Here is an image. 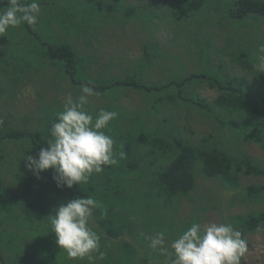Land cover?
I'll list each match as a JSON object with an SVG mask.
<instances>
[{"label": "rangeland", "instance_id": "rangeland-1", "mask_svg": "<svg viewBox=\"0 0 264 264\" xmlns=\"http://www.w3.org/2000/svg\"><path fill=\"white\" fill-rule=\"evenodd\" d=\"M56 1L57 5L62 6V0ZM181 1L185 4L190 0H93L95 9L109 6V12L112 10L111 13L117 14V17L115 21L111 18L106 19L110 22L106 23L104 28L97 25L96 33L86 30L84 32L88 35L86 40L80 37L81 41L72 42L76 51L84 53L83 57L91 58L87 68L95 70L102 78H109L123 77L122 72H127L130 67L132 71L129 73L138 83L149 86L170 83L166 90L181 91L182 96L188 98V101L184 103L179 100L178 107H167L164 105V103L168 104L166 101L160 105L156 103L157 106L153 107L150 106L152 103H146L147 96L137 91L124 90L120 94L121 91L115 93L114 89L106 90L105 96L89 97L87 106L90 109H98L91 112L94 117L101 109L116 111L119 120L130 118L131 122L134 121L137 126L142 127H128L126 126L128 122L123 121L125 123L121 129L124 133L129 132V137L124 141L118 139L114 144L116 150L118 143L126 145L130 142L133 151L128 149L126 153L127 164L129 160L131 162L130 167L123 171L110 168L102 177L93 173L87 183L73 185L71 189L57 187L56 181L53 180L52 169L40 173L39 177L29 170L27 157L31 156L32 150L24 149L27 147L24 142L11 141L2 144L0 154L4 159L0 161V178L10 195L18 197L20 207L25 212L36 211L40 215L41 208L44 209L42 214L45 213L48 217L54 215L56 208L70 201L67 197L68 193L81 189L90 192L92 198L102 199L103 196L105 198L107 196L117 206L123 225H127V229L132 231H135L137 224L143 220L142 216L167 215L165 209L153 203L158 199L159 186L154 179L144 173H150L148 168L150 162L146 159L141 160L142 163L139 162L131 143L133 136L148 135L152 127L165 126L164 130H167L166 126L172 125L192 145L202 147L205 144L204 148L212 143L217 147L226 146L233 155L240 149V153H248L255 163H264V149L259 144L243 142L237 147L240 131L229 123L231 119L236 118V114H227L226 108L230 103L237 105L245 103L248 98L243 95L245 90L243 93H232L227 90L230 95L227 100H222L224 96L222 93L226 91L211 88L207 83H201L202 78H199L204 74L207 77L215 76L217 73V69L214 68L215 62L220 59L231 76L244 74V70L233 63L231 58L248 49L257 53L259 52L257 49L264 46V18H245L242 21L230 18L228 13L232 0H205L207 2L192 17H187L189 11L187 14L177 12ZM45 2L47 3L43 6L40 3L41 14L38 22L42 23L48 22L51 17L48 9H53L52 0ZM81 2L83 0L77 2L76 6H80ZM129 5L136 6L135 12H140L136 14L141 16L142 20L134 14L129 16L124 10L128 9ZM37 24L32 28L36 30H33L36 36H41L43 42L50 41L48 38L51 33L56 37L65 34L64 29L57 28L56 24L46 28H39ZM9 36L13 41L17 39L20 43L23 42L21 40L23 32L19 27L9 28L8 32L1 34L0 39L7 42L10 40L7 38ZM2 51L0 47V52ZM14 53L20 58L26 57L24 51L14 49ZM36 55L30 53L29 58L26 57L25 63L28 66L25 65L23 71L20 67V74L23 75L21 77H15L17 75L15 69L18 67L16 61L5 63L3 68L6 69V73L0 71V121L18 130L32 128L41 130V139L47 145L48 140L51 139L47 130L51 127L50 123L56 120L57 113L63 110L65 98L69 94L75 98L80 92L76 93L68 84V80L59 76L57 67L49 60ZM146 58L150 59V63L139 62ZM101 68L106 69V73L102 72ZM220 77L225 85L229 83L227 77L225 78L221 73ZM112 92L113 96L109 98L108 95ZM233 96L235 98L232 101ZM196 99L206 105H212L214 102L219 104L215 103V110L212 109L211 112L204 110L207 113L203 114L199 111L200 108L195 107L196 110L188 106ZM119 115L123 116L119 117ZM165 119L166 124L163 121ZM114 121L103 129L112 138L119 136ZM146 149L148 147L138 150L139 154H143ZM14 163L17 164L14 166ZM22 166L26 167L24 175L28 178L16 176L15 169ZM139 167H142L144 172ZM193 172L197 189L191 193V200L183 197L177 201L175 207L173 206L177 210L171 213L173 220L177 221L191 213L196 214V208L200 205H205V211H199L203 219L202 227L212 222L223 223L221 214L227 212L248 213L251 210L264 209V201L249 200L243 192V188L249 184L263 183L264 177L242 175L241 186L233 190L222 188V184L217 179L205 178L198 168H194ZM215 205L221 208L216 210ZM29 216L27 224H20L14 216L11 219L0 213V264H89L87 259H69L63 249L57 252V245L56 250L52 249L53 246H49L48 236L40 237L35 232L36 228L31 226L32 214ZM11 220L13 225L9 224ZM89 225L93 227L94 223L89 220ZM44 228L47 230L48 226L45 225ZM38 237L41 239L37 242ZM118 238L125 239L121 235ZM245 239L248 241L249 251L242 258L243 263L264 264V233L246 234ZM110 244L107 241L101 243V251L105 253L104 259H108V249L114 248L116 243L109 246ZM136 246L139 244L136 243ZM35 249L40 254L35 253ZM25 255L29 262L32 260L34 263H29ZM34 255H38L36 259L40 260L39 262L35 263ZM18 258L21 260H17ZM102 261H98L97 264ZM109 264L114 263L110 261Z\"/></svg>", "mask_w": 264, "mask_h": 264}, {"label": "trees", "instance_id": "trees-1", "mask_svg": "<svg viewBox=\"0 0 264 264\" xmlns=\"http://www.w3.org/2000/svg\"><path fill=\"white\" fill-rule=\"evenodd\" d=\"M79 1L81 0H62L61 3L63 4L60 6L57 5L56 0H52L53 3H51V5L53 9H48L51 16L50 19L47 23L38 22L37 26L39 28H46L47 26L56 24L57 28L64 29L65 34H62L60 37H56L54 33H51L48 38L50 41L43 42L40 35L36 36L33 31L35 29H33L32 26L23 24L19 26L20 30L23 32V38L21 39L23 41L22 43L17 39L13 41V38L10 36L7 37L10 39L7 42L0 39V47H2L3 50L0 52V57H2L0 60V71L6 73V69L3 68L5 63L16 61L18 67L15 69L17 73L15 77H21L23 75L20 74V67H22L23 71L24 66H28L25 60L29 58V54L36 53V56L46 58L52 65L57 67L59 76L68 80V84L76 93L80 92V87L82 85H86L93 88L98 96H105V92L108 89H114L113 91L115 93L119 90L121 91L120 94L124 90L137 91L139 94L145 97L147 96L146 103H152L150 106L153 107H156L157 104H163L164 101L168 103H164L167 107H178L179 100H181V102L188 101V98L182 96L181 91L166 90L169 88L170 83L153 86L138 83L129 73V71H132L130 67L127 72H122L123 77L109 78H102L95 70L87 68V63H91V58L83 57L84 53L81 54L76 51L72 42H76L77 40L78 42L81 41L80 37L86 40L88 37V35L84 33L86 30H90L91 33H96L98 30L97 25L104 28L105 24L110 22L106 19L111 18L115 21L114 19L117 17V14H112V10L109 12V6L102 7L99 10L95 9L93 0H83L80 6H76V3ZM206 2L205 0H190L183 4L181 1L178 5L177 12H186L187 14V11H189L187 17H192ZM231 2L232 4L228 15L232 19L242 21V19L245 18H264V0H232ZM39 3L43 6V4L47 2H45V0H39ZM7 5L8 0H0V8H6ZM128 7V9L124 10L128 12L129 16L134 14L139 20H142V17L136 14L140 12H135V5H129ZM108 15L109 17H107ZM113 24L116 25L115 23ZM155 46H157V44H155ZM14 49L17 51L20 50L21 52L24 51V55L27 58L16 56ZM257 50H259V52L253 53L248 49V51L239 53L234 56V58H231L233 63H236V65H239L244 70V74L242 75L231 76L224 62L220 59L218 62H215L214 68L217 69L215 76L207 77V75L204 74L199 78H202L201 83L205 82L211 88H218L219 90L222 89L224 92L226 91L222 93V95H224L222 100L228 99L230 94L227 93V90L232 93H243L245 90L243 95L248 96L245 103L239 105L230 103L226 108L227 114H236V118L231 119L229 123L234 129L240 131L239 145H237V147H240L243 142H253L259 144L264 149V69L255 67L258 62L257 58L264 55V53L261 52L260 49ZM213 51L211 50V52ZM208 54L211 55L209 52ZM149 58H146V60H139V62L145 63L148 61L147 63H150ZM31 65L32 64H29V66ZM101 69L102 72L106 73V69ZM64 72L68 76L66 74L65 76ZM220 73L225 76V78L227 77L226 79L229 82L227 85L221 81ZM206 79L208 82H206ZM161 92H164V94H161ZM156 95L158 97H156ZM112 96L113 92L108 95L109 98H112ZM234 98L235 96H233L231 100L233 101ZM200 101L196 99L195 102L189 103L188 106L194 109L198 107L201 113L206 114L207 112H211L212 109L215 110V103L219 104L214 102L212 105H206L204 102L201 103ZM86 108L90 112L98 110L97 108L90 109L88 106H86ZM44 114L45 112L43 110V115ZM121 116L123 115H119V117ZM123 121L128 122L126 125L128 127H142L137 126L134 121L131 122L130 118L126 120H119L116 118L114 125L119 136L113 138L115 142L118 139H122L123 141L127 140L129 137L130 133H124L121 129L125 123ZM163 121L164 124L167 123L166 119ZM142 125L144 127L143 121ZM166 127L167 130H164L165 126L164 128L152 127L153 129L149 131L148 135L146 134L140 137L133 136V141H131V143L134 146L135 155L139 162L142 163L141 160L145 159L150 162L148 166L150 173L144 172L142 167L139 168L146 175L154 179L159 186L158 199L154 200L153 203H157L161 209H165L167 215L151 214L148 217L142 216L141 219L143 220L137 224L135 231H132L127 229V225H123V221L117 212V206L114 205L107 196L106 198L103 196L102 199L94 197L99 207L93 209L92 216L90 217V220L94 223L92 228L100 234L101 243L107 241L111 243L109 246L116 243L114 248L109 247L108 259H104V261L98 264H109L110 261H113L114 264H170L167 258L161 255L158 250L151 249L149 243L156 237L157 233H164V247H167L169 251H171L170 245L172 241L186 231L193 222H198L202 225L203 219L199 211H205V205L197 207L196 214L191 213L187 217L178 219L177 221L175 219L173 220V214H171L177 211L173 206L175 207L180 198L187 197L191 200V193L197 189V182L193 172L194 168H198L199 172L205 178L217 179L220 181L224 189H238V187L241 186L240 178L242 175L264 177V163H255L248 153H240L239 149L237 150V154L233 155L226 146L217 147L213 143L205 148V144L202 147H198L186 141L179 134V130L173 128L172 125H167ZM41 135V130H33V128L18 130L0 121V148L2 144L6 142H24V145H27L24 149L32 150L31 157L36 158L40 149L42 147H47V145H45L46 142L41 139ZM147 147L148 149H146L143 154H139L138 150ZM128 149H132L130 142H127L126 145L118 143V147L114 150L116 153L120 151L127 153ZM127 156L126 154V158ZM129 157H131V154H129ZM3 159L4 156L0 154V161ZM167 160H169V162H166ZM130 163L129 160V165L127 164V159L119 160L116 165L105 166L104 170L98 175L102 177L109 172L108 170L110 168L123 171L125 168L131 166ZM16 164L17 163H14L13 165L15 166ZM25 169L26 167L24 166L16 168V176L28 178L24 175V173L26 174ZM243 192L249 200H253L254 202L264 201V182L249 184L243 188ZM89 196H91L90 192L79 189L73 193H68L67 197L73 200ZM214 208L218 210L221 207L215 205ZM40 210V215H38L36 211L33 213L25 212L20 207L18 197L10 195L5 187L4 181L0 178V213H3L7 218L11 219L14 216L16 220L20 221V224H27L28 218H30L29 214H32L31 226L36 228L35 232L40 237L48 236L49 246H53L52 249L56 250V239L55 234L52 233L50 219L45 213L42 214L44 209L40 208ZM221 215L223 223L230 222L242 233L244 239L246 234L264 233V231H257L258 226L264 228V209L258 211L251 210L248 213L227 212ZM9 224L13 225V221L11 220ZM45 225L48 226L47 230L44 228ZM120 235L125 237V239L121 240V238H118ZM40 239L41 238L38 237L37 242ZM136 243H138L139 246H136ZM58 250L61 251V249L57 248V252ZM34 252L40 254L36 249ZM27 258V255H25L26 260ZM36 258H38V255L33 256L35 263L40 261ZM17 260H21V258ZM29 263L34 262L31 260ZM242 264H244L243 259Z\"/></svg>", "mask_w": 264, "mask_h": 264}, {"label": "clouds", "instance_id": "clouds-1", "mask_svg": "<svg viewBox=\"0 0 264 264\" xmlns=\"http://www.w3.org/2000/svg\"><path fill=\"white\" fill-rule=\"evenodd\" d=\"M40 14L39 0H8L6 8L0 10V34L23 24L35 26ZM260 51L264 52V46ZM257 61L255 67L264 69V55ZM96 94L93 88L82 85L78 96L69 94L65 98L63 110L47 130L51 137L47 147H42L36 158L27 157V167L37 177L52 169L57 187L71 189L73 185L87 183L93 173H101L105 166L126 159L124 151L115 152V140L103 131L118 113L101 109L94 117L86 108L88 98ZM97 207V201L90 196L76 198L61 204L54 215H49L56 245L69 259H87L89 264L104 260L101 236L89 225ZM257 231L264 228L258 226ZM164 241L165 234L157 233L149 247L158 250L170 264H242L249 251L248 241L230 222H212L204 227L193 222L172 241L171 251L164 247Z\"/></svg>", "mask_w": 264, "mask_h": 264}]
</instances>
